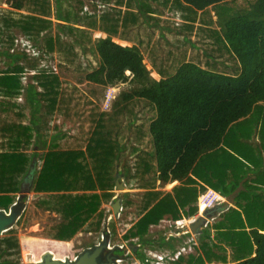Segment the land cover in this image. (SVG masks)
Instances as JSON below:
<instances>
[{
  "label": "trees",
  "instance_id": "16d2710c",
  "mask_svg": "<svg viewBox=\"0 0 264 264\" xmlns=\"http://www.w3.org/2000/svg\"><path fill=\"white\" fill-rule=\"evenodd\" d=\"M140 1V9L146 10L152 20L162 18L161 15L166 13L181 17L177 22L178 31L173 33L174 40H164L163 44L158 41L156 28L144 23L142 13L135 9L139 7L136 0H101L100 9L96 5L84 13L81 7L77 14L81 24L119 36L131 44L120 45L104 36L94 41L89 36L88 50L96 57L93 69L82 67L79 61L78 73L71 80L61 78L55 70L43 68L34 74L42 90L34 85L38 90L32 94L36 116L43 111L42 99L48 100L46 105L51 106L56 98L72 95L77 98L79 109L78 132H118L119 128L112 125V121L107 122L105 117L112 120L120 117L118 121L121 122V118L129 116L127 132L142 136L144 147L132 158L135 165L130 163L123 171L117 169L127 179L130 178V184L131 179L137 177L132 185L141 190L128 192L124 198L123 210L133 212V215L126 214L118 219L117 225L124 229L125 239L144 235L151 224L162 225L165 220L176 222L197 215L199 196L208 183L217 187L225 197L231 196L241 184L242 189L235 196L234 203L244 210L240 204L242 197H247L246 188L250 182L252 185L256 183L255 175L264 167L259 161L256 172L248 164L249 156L230 142L233 139L231 134L247 132L249 135L257 134L262 142L253 145L262 147L264 144V0H158L166 2L162 10L153 7L149 0ZM6 2L13 8L27 11L28 14L22 15L36 22L54 16L57 11L54 0ZM168 2L172 3L168 6ZM68 13L66 19L70 18ZM12 16L10 12L0 14V45L4 48L6 40L1 38V33ZM25 28L29 34L33 31L30 24ZM47 35L48 41L54 40L48 32ZM79 37V48L85 53L84 38ZM191 38H194L193 44ZM33 39L38 45L39 39ZM72 45L71 41L64 39H57L54 43L58 54L65 52L63 55L67 60L74 48ZM153 71L160 77L153 76ZM15 76L14 73L0 72V99L6 95L5 81L16 79ZM111 83H131L136 98L116 99L112 105L113 112H100L95 117L94 104L88 95L99 97L98 88ZM79 84L88 86V90ZM33 122L37 124L35 119ZM242 141L249 143L246 138ZM210 151L221 152V156L210 153L205 160ZM141 159L144 168L141 167ZM200 164L203 167L200 168ZM225 165L228 167L223 168ZM200 169H205V176ZM210 169L216 177L207 179ZM175 182L169 191L157 188L159 184L169 186ZM90 194L93 193H79L77 196L84 197L87 205L94 201V197L96 213L86 214L84 218L74 217L76 220L73 222L68 218L57 220L44 228L42 236L69 241L84 228L88 219L94 220L87 223V231L92 237L98 236L104 218V211H99L98 207L104 201L112 202L115 194L112 191L103 192L100 196ZM44 196L53 197L52 194ZM4 197L8 203L15 198L10 195ZM4 197L0 196V203H4ZM36 204L34 200L32 205ZM60 213L64 215L66 210L61 208L58 215ZM241 216L242 212L233 206L220 211L213 217L212 224L199 232V243L192 240V251L174 257L173 264L226 263L229 252L220 243L231 241L230 221ZM232 227L237 229V225ZM9 230L12 235L0 237V264H23L20 241L15 235L17 228ZM103 231L110 235L109 230ZM113 232L111 241L120 240L116 227ZM185 234L191 236V232ZM235 238L237 246L248 242L249 249L239 254L237 262L228 264H264V233L256 230L252 237L243 238L237 232ZM170 242L175 255L183 243L182 236L171 235Z\"/></svg>",
  "mask_w": 264,
  "mask_h": 264
},
{
  "label": "crops",
  "instance_id": "0c3cea01",
  "mask_svg": "<svg viewBox=\"0 0 264 264\" xmlns=\"http://www.w3.org/2000/svg\"><path fill=\"white\" fill-rule=\"evenodd\" d=\"M137 3L139 4L140 0H137ZM63 4L65 3L61 2V0H58L57 4L54 5L57 9V11H55L54 13V16L44 18V21L38 20V22H36V20H34L33 18L22 15V13L28 14L27 11H21L11 7L6 2V0L5 2H3V5L8 9H13L18 13H21L20 16H15V14H12L13 16L8 18V22H6V29L3 28L1 33V38L3 40H6V43L3 53L2 51H0V54L2 53V57H6V72L14 73V75H16V79L8 78L5 81L6 95H3V107L1 108L0 112V114H3L2 126H0V196L4 197L6 195H10L14 196L15 198L11 203H8L7 201L5 202L4 197V203H0V210L10 212L14 204L18 202L19 197H22L23 202L20 207V213L17 214L14 223L8 228L15 226L26 227V223H28V225L37 223L39 224V228L36 230V232H42L46 224L50 223L51 220L53 222H56L57 220L68 218L73 222L74 220H76L74 217H80L79 213L74 216H72V214L69 216L67 213H65L64 215L60 213L61 215H58V211L61 208H64L66 211L78 208V205H80L79 202L76 200H71L70 197L73 195H78L79 193H87L91 191V193L98 194L112 191L117 195L120 191L117 187L118 174L120 177L119 182L124 183L126 186L125 188L127 189L128 184H130V178L127 179L123 175V172L121 174L117 169L119 168L121 171H123L124 168L129 167L130 161L129 163H127V160L132 159L134 156L140 153L142 148L144 147L143 146L142 148H140L142 145V136L140 137L136 132H78L77 127L78 121L80 119L78 115L79 109L77 98H74L72 95L63 99L56 98L55 104L51 106L46 105L48 103V100L42 99L43 111L37 114V116L33 112V102L35 98L32 94L38 89L42 90L41 86L37 85L38 81L34 77V74L39 73L40 70L47 67L51 70H55L56 73L61 76V78L65 79V77L59 71L60 68L65 71H71L73 76L71 80H74V76L79 69V62H77L78 56L82 57L83 54H91V52L87 49L85 53H82V51L78 50V47L75 48V46L72 45L74 46V48H72V51L69 52V60L65 59L63 62H61L60 65H58L59 67L56 68V66H54L51 61H48L46 59L45 55L47 54L41 55L40 51H38L39 53H37L40 56H33L32 58H28L25 49L19 47L18 42L20 40L27 39V37L29 39H33V37L41 39L42 37L44 38V40H47V32L49 33V37L52 39L53 36H57V34L59 33V39L69 40L71 42L77 41L79 36L83 37L84 39H88L90 36L94 41L97 37L100 36L107 37L111 40H113L112 37L119 38L118 36L108 35L107 33L106 35L95 37L92 30L101 31L100 29H94L93 27L81 24L77 17L78 11L81 10V7H83V10H81L82 13L88 12L90 10H87L84 4H80L79 0L71 3L73 16L70 11L69 19H66L65 12L63 14V17L59 14V12H61L60 9L63 7ZM65 7L70 10L66 5ZM46 20H49V22L47 23ZM28 24H30L31 28L33 29V31H30L31 36L25 28V26ZM59 24L62 25L61 31L57 29V26ZM68 25L75 26L80 29H68ZM52 26H54V30L52 29ZM7 41H9V43ZM56 41V38H54V40L52 41L47 40V43L51 44L49 45V48L46 46L42 47L40 45V49L42 48L43 50L45 47L46 49L52 51L50 59L59 58L56 57L57 55L53 57V52L55 51L57 53V47L54 46V43H56ZM125 41L128 44H131L127 40ZM48 74H50V72H48ZM43 76L46 79V76ZM49 77H53V79L55 78V76ZM34 85H36L38 89ZM81 85L82 84H79V86ZM33 119L36 120V125L34 124ZM52 120L54 121L53 128L57 130H55L54 132H46V129H49V123ZM30 125L34 127L36 131L27 132L25 129ZM230 137L233 138L230 140L231 144L242 152H245L249 156V166L256 172H258L259 165L256 166V164H259V161H262L264 164V144L262 147H257L252 144L262 143L257 134L249 135L247 132H243V135L231 134ZM242 138H246L249 143L243 142ZM262 139L264 140V137ZM210 153L218 157L221 156V152L210 151L204 158L205 160L207 159V157H210ZM126 155H128L130 159H126ZM95 159H97L98 163V167L96 170H94L92 167V162ZM140 162L141 167L144 168L142 159L140 160ZM113 166L116 167V170L112 172ZM201 167H203L202 164H200V168ZM225 167L228 166L225 165L223 168ZM32 168H34V175L32 177L30 190L25 196H22V187L27 182L26 179L28 178ZM263 169L264 167L259 170V174L257 173L255 175L256 183L253 182L252 185V182H250L248 187L246 188L247 197H242L241 203L243 202V207H245L243 211L246 210V212L241 216L242 220L241 218H233L230 221L231 241H228V244L226 242L220 243V245L226 248L227 252H229L228 261L223 264L237 262L239 254H242L249 249L248 242L237 246L235 238L237 232H239V234L242 235L243 238H247L249 236L252 237L256 230L264 233ZM210 170V175L207 179L216 177V173H213V169ZM200 172L205 176V169H200ZM136 179L137 177L131 180L135 182ZM201 183L205 184V181H201ZM113 185H115V187H113ZM80 186H82V189H80ZM87 187H90L92 189H90V191L87 189L85 190L84 188ZM127 190V192H131L137 189L131 188ZM252 192H254L256 195H253ZM124 193L125 192L123 191L120 192V196H122V198H125ZM44 194H52L53 197H45ZM34 200L37 201L36 205H32V202ZM106 204L107 202L104 201L102 202L101 206L98 207L99 211H104V218L102 223L103 226L99 236H105V233L103 231L105 229L109 230L110 235H113L114 232L110 230H113V228L116 227L118 229L119 236L121 235L120 237L123 238L125 231L121 233L120 227L117 225L122 211L118 216H115L114 214L113 217L111 216V208H108V204ZM222 204L223 203L219 202L216 207L214 206V208L212 207V209H203L205 211H216ZM87 206V203L84 202L81 206V209H85ZM229 206H233V203ZM30 208H32L33 210ZM49 208H53L55 209V211ZM237 208L239 207L237 206ZM224 209L226 208L219 209L210 218V220L208 219L207 223L201 226L199 232H202L205 226H208L209 223H212L213 217H215L220 211ZM200 211L201 206L199 214L201 213ZM93 220L94 219H88L87 221H85L86 225L87 223H91ZM170 221L171 220L164 221L163 224L166 223L165 231H160V229L162 228L160 227V225L151 224L150 229L147 231V233L142 236L133 237L147 240L148 243L151 244H157L156 252L158 253L156 255H158V258H162L157 261V264H173L174 257L192 251V249L187 251L185 245H183L182 247L178 245L179 248L177 249L176 254L174 255L172 253V249L170 247V236L174 235V232L172 233L169 230L175 229L174 225L168 224ZM179 221L180 220L176 222ZM109 222H113V227L109 226ZM176 222H173L172 224H176ZM240 222L242 225H240ZM235 225H237V229H233L232 226ZM8 228L0 233V237L5 236V232L8 230ZM190 231L191 230H189V232ZM156 232L160 233V239H157L158 237L153 235ZM199 232L196 234H199ZM149 234H151L154 239H147ZM19 235L21 237L23 234L19 233ZM23 237H27V239L30 238L25 234L23 235ZM39 238L46 242H71V240L66 241L55 239L52 237L39 236ZM128 240L132 241V238H129ZM19 241L22 250V258L24 260L23 251L28 248L31 249V245H29V243H26V246H23V238L22 240L19 239ZM190 242H192L191 238ZM130 243H134L135 245H137L134 250H137L140 247V244L137 242ZM37 248H40L38 250L43 251V253L51 252L46 250L44 251V248L41 245H37ZM234 250L237 251L236 253L232 254L231 251ZM138 252L139 251H137L136 253ZM169 256L171 257L168 258ZM123 259L124 258L122 257L120 261H123ZM129 260H131V258Z\"/></svg>",
  "mask_w": 264,
  "mask_h": 264
},
{
  "label": "rangeland",
  "instance_id": "374dc122",
  "mask_svg": "<svg viewBox=\"0 0 264 264\" xmlns=\"http://www.w3.org/2000/svg\"><path fill=\"white\" fill-rule=\"evenodd\" d=\"M75 1L76 0H61V2L65 3V4H63V7L60 9L61 12H59V14L63 17L64 12H65V15L68 13V8L65 7V5H66L67 7H69V9L71 11V14L73 16V10L71 8V6H72L71 3H74ZM80 1H83L84 2L83 4L86 6L87 10H92L93 7L96 6V5H97V7L99 9L102 6L101 0H90V1L89 0H86V1L85 0H79V2ZM3 2H5V0H0V14H2L3 12H8V13L10 12L11 14H15V16H20L21 15V13H18L17 11H15L13 9H8L6 6L3 5ZM57 2H58V0H54V4H57ZM141 2L142 1H140V3L138 4L137 3V0H136V6L139 5V7L138 8H135V9L142 13V16L144 18V23L150 25V27H155L156 28V31H157V34H158V41H161L160 43L163 44V41L164 40H167V41L168 40H174L173 33H176L178 31V29H177V26H178L177 25V22L181 21V17H179V16H170V15H168L166 13V14H162L161 15L162 18L155 17V18H158V19L152 20L150 18L149 13L146 10L140 9ZM169 2H168V6L172 3L171 2L169 4ZM148 3H150L155 8H158L159 10L164 9V6H166V2H163L162 3V2H159L158 0H149ZM161 13H164V12H161ZM68 14L70 15V13H68ZM155 15L158 16V13L155 12ZM61 27H62V25L59 24L57 26V29L59 31H61L62 30ZM52 29L54 30V26H52ZM92 32L94 33V36L95 37L96 36H100V35H106V33H104L103 31H99V30H92ZM53 37L56 38V40L59 39L58 34H57V36L55 35ZM119 38H116V37L113 38L112 37V39L116 43H118L120 45H125V43H126V45H128V43L125 40L119 39ZM193 40H194V38H191V41L190 42L192 44H193ZM7 42L9 43V41H7ZM18 43H19V47L25 49V52H26V55H28L27 56L28 58H32L33 56H37V57L40 56L39 54H37V53H39L38 51H40V54L41 55L42 54H47V55H45L46 59L48 61H51V63L54 64V66H56V68H58L59 67L58 65H60L61 62H63L65 60V56L63 54H58V52L56 53L55 51L53 52V57H55L57 55L56 57H59V58L58 59H56V58L50 59V56L52 55V51H50L49 49H46L45 47L42 50V48L40 49V45L42 47L43 46H46V47L49 48V45H51V44L47 43V40L46 39L44 40V38H42V37H41V39H39L38 45L36 44V41L34 39H29L28 37H27V39L20 40ZM72 43H73V45L75 47H78V50L79 51H81V49L79 48L80 46H79L78 41H73ZM83 43L85 44L84 45L85 48L89 49V44H88L89 42L87 41V39H84ZM0 49H1L0 51H2V53H3V50L5 48L0 45ZM41 50H42V52H41ZM165 50H166V48H165ZM2 53L0 54V72L1 71H6V64H5L6 63V57H2L3 56ZM35 53H36V55H35ZM79 61H81V66L82 67H84L86 69L87 68L88 69H93V67L96 64V57L94 56V54H87L86 53V55L83 54L82 57L81 56H78L77 62H79ZM148 66H149V68H151V65L150 64H148ZM59 71H60V73L65 78H68V79H72L73 78L71 71H68V70L65 71V70H62L60 68H59ZM154 72L155 71L152 72V75L155 76L156 78H159L160 77L159 73H157V72L154 73ZM34 81H35V79H34ZM109 85H124V86L129 85L128 86L129 90L131 89L133 91V93H131L129 95V97H126L128 95L126 94L125 91H117L116 97H115L114 100H116V99H122V98L123 99L125 98V99L132 100V99L136 98V92H135L134 86L131 83H117V84L111 83V84L105 85L103 88H98V92H99L98 95H99V97H96L95 95H92L91 93L88 95V98L91 99L92 100V103L94 104L93 105V109H94V116L95 117H97L100 112H104V113H106V112H109V113L113 112V110L111 109V107H109L107 109L104 107V105H105V97L104 96L102 97V92L104 91V94H105L107 92V90H108ZM81 87L88 90V88H87L88 86L81 85ZM86 93H88V91H86ZM2 107H3V101H2V99H0V112H1V108ZM2 115L3 114H0V126H2ZM53 116H54V114H53ZM119 118L120 117H117V118H115V119L112 120L109 116H106L105 117V119H106L107 122H110L111 123V121H112V123H113L112 125H116L119 128V131L118 132H127L128 131V128H129V125H128L129 116H126V117L121 118V120H122L121 122L118 121ZM140 120H141V118L138 119V121H140ZM53 124H54V121L53 120L50 121V123H49V129L47 128L46 129V132H54L55 130H57V129H54L53 128ZM25 130L27 132H34V131H36L35 128L32 127L31 125L28 126ZM153 146H154V144L151 145L150 148L153 149ZM142 147L143 146L141 145L140 148H142ZM125 158L126 159H130L128 155H126ZM129 161H130L131 164L135 165L134 160H132V159L127 160V163H129ZM92 167H93L94 170L97 169V167H98L97 159H95L92 162ZM115 170H116V167L113 166L112 172L115 171ZM120 173L122 174V172H120ZM176 183L177 182H175V183H173L172 185H169V186H163V185H161V184L158 183L159 185H158L157 188L158 189L160 188V189H163V190H167L168 189L167 191H169L172 188V186H174V184H176ZM111 187H112V184H111ZM134 187H133L132 184H128V188L127 189H131V188H134ZM84 189L85 190L87 189V190L90 191V189H92V188L87 187V188H84ZM127 189L126 188L119 189L120 191L118 192L117 195L115 194V196H114L115 199L113 201L117 200V198L120 197V192H122V191L125 192L124 193L125 195H128V192H127L128 190ZM208 190H215V191L219 192L217 187H215V186H213V185H211L209 183L206 185L205 191L207 192ZM137 191H141L140 188H138ZM201 194L199 196V199L201 197ZM92 195L93 196H95V195L100 196V194H98V193H93V194H90L89 196H92ZM70 198H71V200L78 201L80 205H78V208H76V209L66 211V213L69 216L71 214H72V216H74V215H76V214L79 213V215L84 218V217H86V214H92V213H96L97 212V209H96L97 202L95 201L96 199L94 197L92 198L94 201H90L91 204H88V206L85 209H81L82 204L84 202H87V200L84 197H80V196L78 197L77 195H73ZM224 200H226V197L225 196H224ZM124 202L125 201H124V197H123L122 198V201H121L122 206H121V210H120V212L122 211V213L120 214V216H125L126 214H132L133 215V212L131 210L130 211L123 210ZM111 203H108L107 202L108 208H111V210H112L111 216L114 217V214L115 213H114V209H113ZM232 203H233V206L237 208L236 204L234 202H232ZM232 203H229L228 206L230 204H232ZM240 205L243 206V202ZM203 208L204 207L201 206V211H200L201 213L200 214L198 213L197 215H195L192 218H187V219L184 218V219L180 220L179 222H176V224H172L173 221H170L168 223L169 225L170 224L171 225H174V229H175V230H172V229L169 230L170 232H172V233L174 232L173 234H178L179 236H182L183 243L180 244V247H182L183 245H185L186 248H187V251H189V250L192 249L191 242H190V238H191V241L192 240L195 241V244H198L199 243V240H198L199 234H195L194 232H191L192 230L190 228L191 227L190 224H191V222H193L194 220H196L197 217L204 216V213H205V210L204 209L205 208L204 209ZM30 209H32V208H30ZM238 209L242 212V214L246 212V211H243V208L242 207H239ZM51 222H53V221L51 220ZM51 222L48 223V224H46V226H49L51 224ZM112 223L113 222H109V226L110 227H113L112 226ZM206 223H207V221H206ZM206 223L205 222L204 223H201L197 227L198 228L197 230H199L201 228V226L203 224H206ZM210 224H212V223H209V225ZM27 225H28V223H26V227L25 226H21V227L20 226H15V228H17V231L15 232V235L18 236V238L20 240H22V238H23V243H22L23 246H26L25 245L26 243H29V245H31L30 248L33 251L31 249H29V248L28 249L31 252H34L36 254L35 255L36 260L41 259L42 255L44 254L43 251H39L38 250L40 248H37V245H41L44 248V251L45 250L46 251H51L55 255L56 258H62V259L70 258V259H75L78 256V254L81 253L86 247L92 246L93 244H95L97 242L100 243L103 240L102 239L103 236L100 237L99 236L100 234L98 236H96V237H92L91 236V232H88L87 231L88 224L87 225L85 224V226H84L83 229H80L79 232L77 234H75V236H73V237L70 238L71 239V242H66V243L65 242H46V241H43V240H41L39 238V236H42L43 230H42V232H36V230L39 228V224L32 223L31 225H28V226ZM118 226H119V224H118ZM160 227H162L160 229V231L161 230H164L165 231L166 223L163 224V225H160ZM10 228H8V230L5 232V236H3V237H6V236H9V235H12L13 234L9 230ZM151 229H152V227H151ZM189 230H191L190 231L191 232V236H187L185 234V233L189 232ZM110 231H113V230L111 229ZM123 231H124V229L120 228V232L122 233ZM19 233H22L23 235L25 234V235H27L30 238L27 239V237H23V235L20 237ZM153 235L154 236H157L158 238L155 237L157 239H160L161 238L159 236L160 233H158V232L154 233ZM120 236H118V238ZM104 237H106L108 240H110V244L111 245H113L115 243H118V245L124 246V247L128 248V252L127 253H125L124 250H121V251H117L116 252L117 254H120L121 256H124L123 257L124 258L123 261H120L118 264H157V261L159 259H161V258H158V255H156L158 253V252H156V250H157V244L156 243L151 244V243H148L147 240H143V239L138 238V237L137 238H132V241L131 240H128L129 238L128 239H125V238L120 237V240H117L116 242H112L111 239H110V235L108 236V235L105 234ZM149 238L150 239H154V237L151 234L148 235L147 239H149ZM130 242H137V243L140 244V247L137 250H134V248L129 247ZM49 245H51V246H49ZM115 246H117V245H115ZM140 249H141V252H140ZM137 251H139V252L136 253ZM126 257L127 258L129 257V258L127 259ZM2 258H3V256H2ZM5 258L6 257H4V259ZM130 258H131V261L129 260ZM24 262H25V259L23 260V263Z\"/></svg>",
  "mask_w": 264,
  "mask_h": 264
},
{
  "label": "water",
  "instance_id": "95a60500",
  "mask_svg": "<svg viewBox=\"0 0 264 264\" xmlns=\"http://www.w3.org/2000/svg\"><path fill=\"white\" fill-rule=\"evenodd\" d=\"M34 175V168H32L28 178L26 179V183L23 185L22 190L23 194L22 196H25L28 191L30 190L32 177ZM119 174L117 177V187L118 189L125 188L124 183L119 182ZM242 188L241 184L239 188H237L231 196H228L225 200V202L220 206L219 209L227 208L229 203H232L234 201L235 195L239 192V190ZM122 196L118 197L117 200L112 202V207L114 209L115 216H118L121 210L122 206ZM22 197H19L18 202L14 204L10 212H7L5 210H0V233L7 229L10 225H12L17 217V214L20 213V207L22 204ZM218 210L213 211H205L204 216L198 217L196 220H194L190 224L191 232H194L195 234L199 232L197 230L198 226L201 223H206L208 219H210ZM137 245L134 243H130L129 247L135 248ZM108 250V253L105 255L104 250ZM118 250H124L125 253L128 252V248L124 246H111L110 240L104 237L103 241L100 243H97L93 246H90L86 249H84L75 259L70 258H56L53 253L51 252H45L41 259L36 260L35 253L30 252L25 257L24 264H118L119 260L122 259V257L118 254H115Z\"/></svg>",
  "mask_w": 264,
  "mask_h": 264
},
{
  "label": "built area",
  "instance_id": "2783aa9c",
  "mask_svg": "<svg viewBox=\"0 0 264 264\" xmlns=\"http://www.w3.org/2000/svg\"><path fill=\"white\" fill-rule=\"evenodd\" d=\"M129 85H109L107 92L105 93L104 97H105V105L104 107L107 109L109 107H111L112 109V105H113V100L116 97V93L117 91H125L126 94L129 97V95L131 93H133V91L128 88ZM104 108V109H105ZM222 198V196L220 195V193H218L215 190H208L207 192L205 191L200 199H199V203L201 206L205 207H211L213 206L217 201H219ZM31 251L29 249H25L23 251V257L25 259L26 255L28 253H30ZM162 259V258H161ZM120 261V260H119Z\"/></svg>",
  "mask_w": 264,
  "mask_h": 264
},
{
  "label": "clouds",
  "instance_id": "9594fccd",
  "mask_svg": "<svg viewBox=\"0 0 264 264\" xmlns=\"http://www.w3.org/2000/svg\"><path fill=\"white\" fill-rule=\"evenodd\" d=\"M218 191H219V190H218ZM219 192H220V191H219ZM219 192H218V193H219ZM202 194H203V193H202ZM202 194H201V195H202ZM220 195L222 196V198H221L219 201L223 200V201L225 202V200H224V195H223L221 192H220ZM235 196H236V195H235ZM226 198H227V197H226ZM234 199H235V198H234ZM219 201H217L213 206H211V207H205V208H208V209L211 208V209H212V207H213V208H214V206L216 207V205L219 203ZM224 202H223V203H224ZM233 202H234V201H233ZM199 205H200V203H199ZM221 206H222V205H221Z\"/></svg>",
  "mask_w": 264,
  "mask_h": 264
},
{
  "label": "flooded vegetation",
  "instance_id": "af4514ba",
  "mask_svg": "<svg viewBox=\"0 0 264 264\" xmlns=\"http://www.w3.org/2000/svg\"><path fill=\"white\" fill-rule=\"evenodd\" d=\"M102 239H104V237L102 238ZM103 241V240H102ZM97 243H99V242H97ZM116 244H113V245H111V246H115ZM118 251H121V250H118ZM117 252V251H116ZM115 252V254H117ZM108 253V250L106 249V250H104V254L106 255ZM118 255H120V254H118ZM55 256V255H54ZM121 256V255H120ZM122 257H124V256H122ZM39 260V259H38Z\"/></svg>",
  "mask_w": 264,
  "mask_h": 264
}]
</instances>
